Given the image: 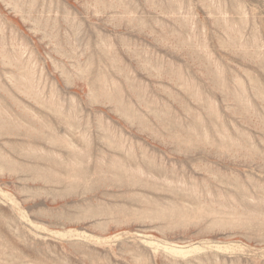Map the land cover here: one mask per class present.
Wrapping results in <instances>:
<instances>
[{
    "label": "rangeland",
    "instance_id": "1",
    "mask_svg": "<svg viewBox=\"0 0 264 264\" xmlns=\"http://www.w3.org/2000/svg\"><path fill=\"white\" fill-rule=\"evenodd\" d=\"M0 264H264V0H0Z\"/></svg>",
    "mask_w": 264,
    "mask_h": 264
}]
</instances>
